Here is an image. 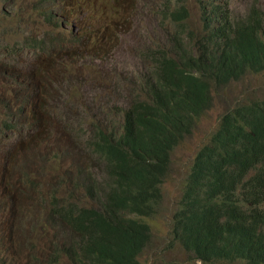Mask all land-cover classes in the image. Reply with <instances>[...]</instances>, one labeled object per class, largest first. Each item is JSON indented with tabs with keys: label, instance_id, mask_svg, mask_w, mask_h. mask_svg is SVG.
Masks as SVG:
<instances>
[{
	"label": "rangeland",
	"instance_id": "obj_1",
	"mask_svg": "<svg viewBox=\"0 0 264 264\" xmlns=\"http://www.w3.org/2000/svg\"><path fill=\"white\" fill-rule=\"evenodd\" d=\"M87 2L89 15L83 17L69 0H0V143L17 145L15 150L0 149L5 157L0 158V264H70L66 253L74 234L55 217V206L97 207L86 190L93 182L88 178L101 176L105 168L93 151L97 128L118 126L124 109L145 89L153 54L173 44L177 28L169 12L182 4ZM184 3L191 13L187 25L203 34L197 0ZM254 6L264 8V0H230L236 19ZM50 8L55 15L49 19ZM78 8L88 10L83 0ZM69 74L85 79L82 89L77 83L74 101L68 100L75 84ZM253 97L264 98V73L216 88L213 107L173 151L161 187L163 200L156 214L144 219L151 241L139 258L141 264L193 262L182 246L171 244L172 218L183 186L197 152L223 114ZM61 99L68 101L52 102Z\"/></svg>",
	"mask_w": 264,
	"mask_h": 264
},
{
	"label": "trees",
	"instance_id": "obj_2",
	"mask_svg": "<svg viewBox=\"0 0 264 264\" xmlns=\"http://www.w3.org/2000/svg\"><path fill=\"white\" fill-rule=\"evenodd\" d=\"M52 17L47 10V18ZM168 17L177 28L173 44L153 54L145 89L124 109L118 126L106 131L97 128L93 151L103 159L105 168L102 180L93 176L88 180L93 181L89 185L102 187L111 200L100 201L99 211L71 205L67 212L81 217L107 214L114 220L113 227L121 225L135 206L154 216L163 200L161 187L169 175L172 153L213 107L216 88L264 73L263 7L254 6L244 18L236 19L229 5L220 6L217 17H205L203 34L187 25L191 13L186 7L169 12ZM69 75L75 84L68 91V100L74 101L73 91L79 82L82 89L85 79L83 74ZM82 122L83 119L78 121L77 128L82 127ZM71 128L76 127L72 124ZM236 157L241 159L242 170L264 160V98L253 97L227 111L218 129L197 152L180 206L172 218L171 244L179 243L188 217L201 211L194 185L199 180L216 183L221 163ZM246 173L239 175L244 177ZM86 190L92 197L97 194L91 186ZM70 226L74 234L66 253L70 264H141L137 257L122 253V246L108 253L93 244L78 220L73 219ZM145 230L150 232L149 225ZM104 234L111 239L118 237L108 231ZM181 245L193 257L188 264H195L197 259L205 264H264V259L256 263L234 252L227 231L206 226L198 249L195 245Z\"/></svg>",
	"mask_w": 264,
	"mask_h": 264
},
{
	"label": "clouds",
	"instance_id": "obj_3",
	"mask_svg": "<svg viewBox=\"0 0 264 264\" xmlns=\"http://www.w3.org/2000/svg\"><path fill=\"white\" fill-rule=\"evenodd\" d=\"M47 1L54 2V0ZM69 1L73 4L72 9L77 14L88 17L90 5L87 0H83L84 4L88 6L87 11H82L78 8L81 0ZM178 1L182 4L177 9L181 7L187 8L184 3L185 0ZM197 4L200 15L205 22V17L211 15L217 17V10L220 6L229 5L230 7V0H197ZM48 10L53 16L55 15L54 8ZM58 81L55 82L57 86ZM45 90L47 91L48 88ZM63 100L67 101L61 99L52 102L58 103ZM39 123V121L35 122L32 127H36ZM7 147L9 149L14 148L15 150L17 145L9 146L6 143H0V149ZM0 158L5 157L0 156ZM241 166L242 162L239 157L223 162L221 163V174L216 183H206L199 180L194 185L193 188L196 191V199L201 205V211L196 215L188 217L187 223L182 229L179 243L177 244L180 246H182L181 244L195 245L198 249L203 236V228L206 226L209 229L227 231L230 235L231 248L234 252L256 263H259L260 259H264V160L245 170H242ZM243 171L247 173L244 177H241L239 174ZM98 178L102 180V176ZM87 186H91L97 192L94 197L90 196L87 192L90 198L97 203V207L87 209L99 211L100 201L109 202L111 200L104 194L102 187L97 188L89 184ZM55 217L63 221L71 231V221L73 219L78 220L87 234V239L108 253H111L114 247L119 248L122 246V253L135 256L139 260L151 241V228L150 232L145 230V227L149 224L144 219L152 216L151 214L144 213L141 208L136 206L135 211L118 227H113L114 220L107 214H103L101 217H81L72 212H67V207L63 208L59 205L55 206ZM105 231L118 234V237L111 239L104 234ZM195 264H205V262L202 259H197L195 260ZM206 264L211 263L208 262ZM214 264L230 263L217 261Z\"/></svg>",
	"mask_w": 264,
	"mask_h": 264
}]
</instances>
